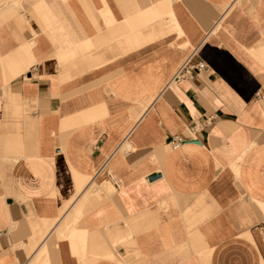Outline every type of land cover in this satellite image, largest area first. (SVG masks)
Masks as SVG:
<instances>
[{
  "label": "crops",
  "instance_id": "0c3cea01",
  "mask_svg": "<svg viewBox=\"0 0 264 264\" xmlns=\"http://www.w3.org/2000/svg\"><path fill=\"white\" fill-rule=\"evenodd\" d=\"M0 264H264V0H0Z\"/></svg>",
  "mask_w": 264,
  "mask_h": 264
},
{
  "label": "built area",
  "instance_id": "2783aa9c",
  "mask_svg": "<svg viewBox=\"0 0 264 264\" xmlns=\"http://www.w3.org/2000/svg\"><path fill=\"white\" fill-rule=\"evenodd\" d=\"M179 146V141H173V148H177Z\"/></svg>",
  "mask_w": 264,
  "mask_h": 264
}]
</instances>
